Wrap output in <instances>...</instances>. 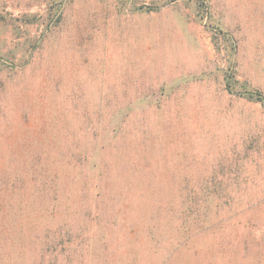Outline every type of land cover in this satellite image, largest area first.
I'll return each mask as SVG.
<instances>
[{
	"label": "rangeland",
	"instance_id": "374dc122",
	"mask_svg": "<svg viewBox=\"0 0 264 264\" xmlns=\"http://www.w3.org/2000/svg\"><path fill=\"white\" fill-rule=\"evenodd\" d=\"M0 264H264V0H0Z\"/></svg>",
	"mask_w": 264,
	"mask_h": 264
}]
</instances>
